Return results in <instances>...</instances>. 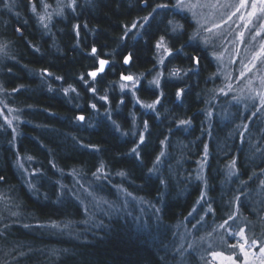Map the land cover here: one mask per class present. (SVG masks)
Instances as JSON below:
<instances>
[{
  "label": "trees",
  "instance_id": "16d2710c",
  "mask_svg": "<svg viewBox=\"0 0 264 264\" xmlns=\"http://www.w3.org/2000/svg\"><path fill=\"white\" fill-rule=\"evenodd\" d=\"M175 5L0 0V264L259 253L264 106Z\"/></svg>",
  "mask_w": 264,
  "mask_h": 264
},
{
  "label": "rangeland",
  "instance_id": "374dc122",
  "mask_svg": "<svg viewBox=\"0 0 264 264\" xmlns=\"http://www.w3.org/2000/svg\"><path fill=\"white\" fill-rule=\"evenodd\" d=\"M197 3L200 6L192 9L187 7L188 4ZM239 4L240 0H185V6L178 8L194 19L197 32L201 35V42L209 45L218 44L222 47L219 62L224 74L229 75L231 68L237 64L246 98L258 102L257 93L264 92V84L261 82L264 79V63L261 62L264 61V55L258 60H254L253 56L264 46V27H261L264 25V13L259 12L261 5L257 4L256 14L250 16L251 0L248 5L236 11ZM215 25L220 27L217 28ZM207 29L212 31L209 32ZM257 32L260 34L256 35ZM253 64L255 67H252ZM245 65L248 67L246 68ZM248 68H251V71H248ZM247 251L252 264H258L259 253L252 256L251 253L254 251L251 249ZM240 258H243L241 252ZM224 261L220 264H229L228 260Z\"/></svg>",
  "mask_w": 264,
  "mask_h": 264
},
{
  "label": "snow or ice",
  "instance_id": "6c2138e0",
  "mask_svg": "<svg viewBox=\"0 0 264 264\" xmlns=\"http://www.w3.org/2000/svg\"><path fill=\"white\" fill-rule=\"evenodd\" d=\"M74 2V0H73ZM249 3V0H240V4H239V7H237L236 11H239L240 8H243L245 7L246 5H248ZM257 4L261 5V7L258 9L259 12L261 13H264V0H251V9L252 11L249 13L250 16H254L256 14V11H257ZM176 7H184L185 6V0H178L177 2V5H175ZM197 6H200L198 3L197 4H188L187 7L189 9H192V8H195ZM163 7H167V5H157L156 8H163ZM156 8L153 9V12L156 11ZM151 15V13H150ZM232 15H235V13H232ZM231 17H229L230 19ZM41 19L43 20V17H41ZM144 20H147L148 17H144L143 18ZM136 25H133V27H135ZM215 27H220V25H215ZM261 27H264V25H262ZM207 31L211 32L212 29H207ZM260 33L257 32L256 35H259ZM198 35V33H197ZM241 36L243 35V33L240 34ZM163 37H161V40L157 43V48H160L162 46V42H163ZM166 51L168 49H165ZM92 52L95 53L96 52V49L93 48L92 49ZM261 55H264V46L261 47V50L257 53L254 54L253 56V59L254 60H258L260 58ZM193 60L194 62L196 63H199V58L197 57H193ZM125 63H128V58H125ZM162 62V61H161ZM262 63H264V61H261ZM107 61H104V60H101L100 61V64L101 66H103L104 64H106ZM245 67L247 68L248 66L245 65ZM252 67H255V64L252 65ZM103 70V67H101L100 71ZM248 71H251V68H248ZM89 75L95 77L96 73L95 72H92V73H89ZM241 75H243V73H241ZM122 79H126V80H132L133 78L131 76H127V77H122ZM262 84H264V79H262ZM153 83H155L157 86H159V80H154ZM121 87L123 88L124 85H121ZM229 87H231L229 85ZM67 92V90H65ZM180 95V92L177 93V96ZM257 96L259 97V101H260V104L262 106H264V92H261V93H257ZM252 99H255V97H251ZM159 101H155L153 104H147V105H144V107L146 108H154L155 106V103H158ZM93 107H95V105H93ZM11 111V110H9ZM7 119V118H6ZM78 119L80 120H83L84 117L83 116H80L78 117ZM9 124H11V121H7ZM181 124H185V123H188V121H181L180 122ZM147 127V125H145ZM141 142H143V136H141ZM205 150L207 151V146H205ZM132 152L134 153H137V149L136 148H133L132 149ZM137 155H139L137 153ZM232 167H235V161L232 162ZM2 179V178H0ZM261 184H264V181H261ZM202 198H203V194H202ZM238 199V198H237ZM233 217L232 216H229V220L232 219ZM228 224V221L225 220L224 221V224L220 225L221 228L224 227V225ZM229 235H236V236H240L241 238L244 239V243H241V244H238V245H231L232 248H236L237 246H239L240 248V251L243 255V259H239L238 257L236 256H227L225 257L226 260L229 261V264H252V261H250L249 259V252L245 250V245L248 243L247 241V238L244 236V229L241 228L239 230V232H236V233H232L231 231L228 233ZM258 242L256 239H253L251 241V244L249 245V248H252V247H255L257 246ZM211 255L215 258V257H220L222 256L223 254L222 253H218V252H213L211 253ZM252 256H256V253L255 252H252L251 253ZM258 264H264V245H261L259 246V257H258Z\"/></svg>",
  "mask_w": 264,
  "mask_h": 264
},
{
  "label": "water",
  "instance_id": "95a60500",
  "mask_svg": "<svg viewBox=\"0 0 264 264\" xmlns=\"http://www.w3.org/2000/svg\"><path fill=\"white\" fill-rule=\"evenodd\" d=\"M128 61H129V59H128ZM107 65H108V63H106V64H104L102 67H103V70H105V68L107 67ZM102 70V71H103Z\"/></svg>",
  "mask_w": 264,
  "mask_h": 264
},
{
  "label": "bare ground",
  "instance_id": "6f19581e",
  "mask_svg": "<svg viewBox=\"0 0 264 264\" xmlns=\"http://www.w3.org/2000/svg\"><path fill=\"white\" fill-rule=\"evenodd\" d=\"M146 5V4H145Z\"/></svg>",
  "mask_w": 264,
  "mask_h": 264
}]
</instances>
